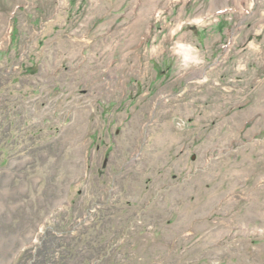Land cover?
Returning a JSON list of instances; mask_svg holds the SVG:
<instances>
[{
  "label": "rangeland",
  "instance_id": "obj_1",
  "mask_svg": "<svg viewBox=\"0 0 264 264\" xmlns=\"http://www.w3.org/2000/svg\"><path fill=\"white\" fill-rule=\"evenodd\" d=\"M0 264H264V0H0Z\"/></svg>",
  "mask_w": 264,
  "mask_h": 264
},
{
  "label": "bare ground",
  "instance_id": "obj_2",
  "mask_svg": "<svg viewBox=\"0 0 264 264\" xmlns=\"http://www.w3.org/2000/svg\"><path fill=\"white\" fill-rule=\"evenodd\" d=\"M184 52H186V54H185V53H184V54H185L186 57L188 58V57H189L188 50H187V51H184Z\"/></svg>",
  "mask_w": 264,
  "mask_h": 264
}]
</instances>
